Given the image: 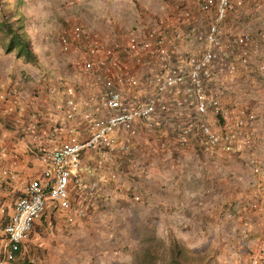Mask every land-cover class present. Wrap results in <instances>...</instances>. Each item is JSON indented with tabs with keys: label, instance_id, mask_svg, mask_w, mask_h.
<instances>
[{
	"label": "rangeland",
	"instance_id": "374dc122",
	"mask_svg": "<svg viewBox=\"0 0 264 264\" xmlns=\"http://www.w3.org/2000/svg\"><path fill=\"white\" fill-rule=\"evenodd\" d=\"M181 2L24 0V26L40 57L45 55L44 52H52L54 57L62 55L67 59L73 53L78 54L76 49L82 50L80 42H71L66 52L60 49L61 36L68 34L73 25L81 27L82 41L98 43L105 42L103 38L116 34V31L126 35L140 27L144 30L159 27L162 31L168 25V28L177 31V16L190 6V11L200 23L195 26V34L191 36L194 39L191 44L195 48L186 51L180 49L178 53L182 59L179 66H183L187 55L199 54L208 48L203 36L213 14H201L196 10L194 0L190 1L189 6ZM263 5L264 0H245L240 5L232 1L225 18L219 24L218 40L223 42L236 34H247L248 41L244 46L246 62H237L240 48H233L226 55L219 45L211 47L214 58L210 77L204 81L206 94L218 98L229 113L227 125L215 120L213 127L221 130L227 126L237 132L238 140L242 142L240 151L229 155L214 151L222 157H232L233 163L223 171L212 169L210 173L220 177L226 175L231 190H240L238 198L227 197V203L230 204L225 205L229 207L224 210L226 213L221 208L206 212L208 204L213 205L220 200L216 189L220 177L212 183L202 178L203 174L209 173L214 163H210V168L204 171L193 166L196 161H191L192 155L189 152L180 155L179 149H174L169 156L175 167L169 168L172 177H164L161 183L142 178L130 180L128 185L118 181L113 192L112 189H104L102 194L98 192V196L93 199V206H89L84 217L71 223V226L61 219H50L46 224L45 220L40 219L41 229H30L25 234L12 263L21 264L28 260L34 264H143L145 262L140 255V248L152 242L160 244L161 254L156 264H161L160 258L166 256L167 237L171 233L189 248L191 264H246L248 256L264 244V216L263 221L257 220L255 212L249 208L250 201L255 198L250 189L256 186L259 179L264 178ZM159 20L162 21L160 25ZM189 26L183 23L180 30L186 32ZM233 61L235 65L230 70L228 65ZM179 101H182L180 108L186 113V118L173 119L175 125L182 126L193 116V99L185 96ZM241 110L252 111L255 114L254 120L249 122L243 117L240 124L236 123V112ZM187 137L186 142H195L197 139L193 133ZM206 151H197V157H204L208 153ZM252 158L257 160L258 174L251 169ZM181 159L185 163L181 166L183 169L179 166ZM235 162L238 164L235 165ZM194 169L200 174L196 173L191 178L188 172ZM158 198L160 201H157Z\"/></svg>",
	"mask_w": 264,
	"mask_h": 264
},
{
	"label": "crops",
	"instance_id": "0c3cea01",
	"mask_svg": "<svg viewBox=\"0 0 264 264\" xmlns=\"http://www.w3.org/2000/svg\"><path fill=\"white\" fill-rule=\"evenodd\" d=\"M190 1L192 0H182L181 3H186L189 6ZM23 8L24 6L22 13L25 17ZM190 9L192 7L189 6L188 19L181 18L179 20L177 31L175 28H168V25L162 31L158 27L166 41L175 43L177 54L170 53L168 56V63L173 66L182 62L178 53L195 48L194 44H191L194 39L184 40L182 36L184 32L180 30L183 23L194 26L200 23ZM25 20L26 17L24 23ZM230 25L232 26V23ZM140 29L142 27L126 35L119 34L118 31L116 34L108 35L105 39L103 38L105 42L100 43L102 47L98 52L101 57L112 58L111 63L100 71V75L102 78L114 80L115 88L120 92L121 98L125 102L140 103L145 101L153 92V88L147 83L146 78L149 74L159 70L158 59L153 55L143 54L142 63L138 64L124 48L129 37L137 36ZM28 36L35 52L32 37L30 34ZM99 36L101 37L102 34ZM114 44H117V47L114 48ZM46 47L49 46L46 44ZM81 49H76L78 54L73 53L67 59L62 55L54 57L52 52H44L45 55L40 57L35 52L37 61L28 63L15 57L11 52H3L0 47V248L5 244V234L2 228L12 214L13 200L20 194L23 185L29 179L40 176L42 168L38 159L40 152L50 150L53 146L67 141L72 136L77 140L87 138L89 121L104 119L110 114V111L102 105L100 100L101 83L94 79L98 69L96 67L90 71L82 69L81 62L85 53L82 47ZM43 50L48 49L44 48ZM130 75L136 78L135 84L117 82L119 77L124 78ZM11 87L18 89L16 103H12L9 95ZM68 96L76 104L72 117H67L65 114L67 108L65 101ZM177 99V96H166V108L158 109L149 123L136 120L127 130L116 129L111 135L112 145L103 151L83 150L79 157V168L71 173L68 184L71 203L87 204L89 202L88 206H93L92 203L95 196H98V192L102 194L104 189H112L113 192L118 181L123 185H128L130 180L142 178L148 181L155 180L157 182L158 180L161 183L164 177H172L169 168L175 167L169 156L174 149H179L180 155L189 152L192 155L191 161H196L193 166H198L204 171L210 168L208 165L214 163L209 173L203 174L202 178L209 179V183L214 182L217 177L219 178L220 175H212L211 170L223 171L226 166L233 163H231L232 157H222L219 152H214L219 149L209 148L206 149L207 155L197 157V151L202 150L198 139L195 142H186L188 137L183 141L179 139V130L183 125H175L176 121L173 118H183L184 116L186 118V113L182 112L180 108L182 101H176ZM86 114L88 117H84ZM207 118L212 126L215 120H219L209 113ZM234 164L237 165L238 162ZM183 165L185 163L181 159L179 166ZM7 173H15L17 178L11 179ZM179 173L183 175L182 172ZM196 173L200 174L194 169L191 173L188 172V176L194 178ZM111 174L113 177L110 176ZM75 177H77L76 181ZM90 185L94 187L93 192L89 191ZM216 189L220 200L216 204H208L206 212L215 211L218 208L223 211L228 209L229 207L225 206L227 197L236 196L238 198V194H240V190L232 191V188L228 186L226 175L217 180ZM250 193L260 201L261 210L254 212L257 220L263 221L264 183L262 179L256 182V186L251 187ZM221 196H223V200H221ZM151 197L149 198L153 200L154 198ZM157 201H160V198ZM159 204L161 207L162 204L160 202ZM4 206L5 208H2ZM224 213L226 212L224 211ZM67 215H69L68 212L67 214L55 213L47 208L39 218L34 220L31 230L41 229L40 219L45 220V224L50 222V219L55 221L61 219L71 226V223L77 219L72 218L68 221ZM227 215L230 214L227 213Z\"/></svg>",
	"mask_w": 264,
	"mask_h": 264
},
{
	"label": "built area",
	"instance_id": "2783aa9c",
	"mask_svg": "<svg viewBox=\"0 0 264 264\" xmlns=\"http://www.w3.org/2000/svg\"><path fill=\"white\" fill-rule=\"evenodd\" d=\"M240 5L245 0H232ZM231 0H194L196 10L202 14L212 13L211 20L207 23L204 40L208 48L199 54L185 57L183 66H173L168 63L170 53H177L175 43L166 41L159 29H140L137 36L129 37L124 48L134 59L135 63H142L143 54L153 55L158 59L159 70L149 74L146 78L148 84L153 88L152 94L143 102H125L120 92L115 88L112 78H102L100 71L111 63V57L98 55L102 45L98 42L82 41L83 31L79 25H73L69 33L60 38V49L64 52L70 49L71 42H80L85 53L81 62L84 71H90L93 67L98 69L94 75L95 81L101 83L100 100L102 105L110 111L104 119H91L88 124V136L83 140H77L74 136L67 141L53 146L50 150L41 151L39 161L42 164L40 176L29 179L22 187L20 194L12 202V214L5 222L2 230L5 234V244L0 250V264H10L15 253L19 250L23 237L31 229L34 220L39 218L47 208L55 213H69L67 220L84 217L89 202L72 204L69 199L68 184L71 173L79 168V157L83 150L103 151L112 145V133L116 129L127 130L134 121L149 123L151 117L159 109L166 108V96H191L193 99V116L187 120L179 130V139L185 140L187 136L195 132L199 146L206 149H219L222 153L232 154L240 151L241 142L234 130L223 127L216 130L207 118L209 113L212 117H221L224 124L229 122V113L222 108L215 97L206 94L204 81L210 76L211 63L214 58L211 47L219 45L222 51L228 55L233 48H240L238 63H245L247 52L244 46L248 41L245 33L231 36L226 41L218 40L219 23L225 18ZM264 9V5H263ZM190 13L184 10L177 16L188 19ZM159 25L162 23L158 21ZM195 33L194 25H190L183 33V39H190ZM83 42V43H82ZM117 44H114V48ZM234 68L233 62L229 63V69ZM262 68V66H261ZM117 82L135 84L133 75L118 78ZM68 91V90H67ZM12 103L17 102L18 89H9ZM176 101H179L177 99ZM67 117L75 113L76 104L71 97L65 101ZM235 122L240 124L241 119L251 122L255 114L249 110L236 112ZM88 117V115H84ZM71 132L72 129L70 128ZM251 169L258 174L257 160H250ZM11 179L17 178L15 173H7ZM113 177V174L110 175ZM77 177H75V181ZM264 183V178H262ZM93 192V185L89 186ZM137 198V196L135 197ZM252 211H260L261 205L257 197L249 204ZM246 264H264V244L256 252L249 255Z\"/></svg>",
	"mask_w": 264,
	"mask_h": 264
},
{
	"label": "trees",
	"instance_id": "16d2710c",
	"mask_svg": "<svg viewBox=\"0 0 264 264\" xmlns=\"http://www.w3.org/2000/svg\"><path fill=\"white\" fill-rule=\"evenodd\" d=\"M23 5L24 0H0V47L3 52H11L24 62L34 63L37 56L24 28ZM159 248V243L152 242L142 246L140 255L145 262L143 264H156L157 257L161 254ZM166 251V256L162 255L160 258L161 264H164V261L165 264H191L192 255L189 254V248L171 233L167 237ZM21 264L34 263L24 260Z\"/></svg>",
	"mask_w": 264,
	"mask_h": 264
},
{
	"label": "clouds",
	"instance_id": "9594fccd",
	"mask_svg": "<svg viewBox=\"0 0 264 264\" xmlns=\"http://www.w3.org/2000/svg\"><path fill=\"white\" fill-rule=\"evenodd\" d=\"M201 14H202V13H201ZM222 21H223V20H222ZM222 21H221V22H222ZM221 22H220V23H221ZM220 23H219V24H220ZM194 28H196V27L194 26ZM205 28H206V27H205ZM204 32H205V30H204ZM194 34H195V33H194ZM218 34H219V33H218ZM203 38H204V36H203ZM190 39H191V37H190ZM190 39H187V40H190ZM204 41H205V40H204ZM225 41H226V40H225ZM205 50H206V49H205ZM205 50H204V51H205ZM202 52H203V51H202ZM195 54H197V53H195ZM189 55H192V54H189ZM187 56H188V55H187ZM238 57H239V56H238ZM180 59H181V57H180ZM181 60H182V59H181ZM237 62H238V61H237ZM234 63H235V62L233 61V65H235ZM178 65H179V64H178ZM211 66H212V64H211ZM228 68H229V65H228ZM210 72H211V71H210ZM209 77H210V76H209ZM209 77H208L207 79H209ZM183 97H185V96L182 95V96H179V97H177V98L180 100V99H182ZM217 99H218V98H217ZM218 100H219V99H218ZM219 102H220V101H219ZM220 105H221V103H220ZM221 107L224 108L222 105H221ZM224 109H225V108H224ZM217 119H219L220 121L223 122V119H222L221 117H217ZM194 133H195V132H193V134H194ZM20 246H21V245H20ZM19 249H20V248H19ZM18 251H19V250H18ZM18 251H17V252H18ZM17 252H16V253H17ZM16 253H15V254H16ZM14 257H15V256H14ZM248 257H249V256H248ZM13 260H14V259H13ZM13 260H12V261H13ZM12 261H11V262H12ZM246 262H247V260H246Z\"/></svg>",
	"mask_w": 264,
	"mask_h": 264
}]
</instances>
